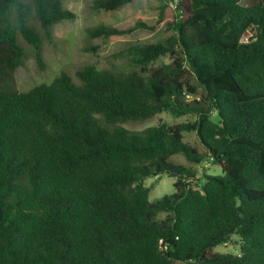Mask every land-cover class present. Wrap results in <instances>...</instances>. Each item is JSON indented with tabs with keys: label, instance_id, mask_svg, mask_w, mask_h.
I'll return each instance as SVG.
<instances>
[{
	"label": "trees",
	"instance_id": "16d2710c",
	"mask_svg": "<svg viewBox=\"0 0 264 264\" xmlns=\"http://www.w3.org/2000/svg\"><path fill=\"white\" fill-rule=\"evenodd\" d=\"M157 9L154 24L86 29L106 39L163 23L171 35L116 54L130 70L87 64L79 82L61 72L18 91L28 48L44 67V37L76 13L63 0H0V264H264V0ZM161 112L194 119L123 125ZM179 153L223 174L198 177L171 160ZM161 174L176 190L151 201L144 181ZM231 241L237 253L215 251Z\"/></svg>",
	"mask_w": 264,
	"mask_h": 264
},
{
	"label": "rangeland",
	"instance_id": "374dc122",
	"mask_svg": "<svg viewBox=\"0 0 264 264\" xmlns=\"http://www.w3.org/2000/svg\"><path fill=\"white\" fill-rule=\"evenodd\" d=\"M93 0H63L66 8L76 13L74 20H66L54 25L51 28L49 38L44 37L43 58L45 66L41 67L37 62L34 52L29 47V56L16 72V90L26 91L33 86L52 82L61 72H67L77 82L76 71L84 65L91 64L100 69H124L130 70L126 58H119L116 54L135 43H152L172 34L164 29L160 23L156 29H138L134 33L114 35L110 38L92 39L88 36L87 28L96 25H109L123 27L142 19L148 24H154L158 20V9L161 0H133L124 6L116 9L95 10L92 8ZM93 45L96 50H89L87 47ZM171 57L165 55L154 63L159 65L162 62H170ZM194 117L185 115L174 117L169 112H161L145 120L125 122L123 125L131 130H144L147 127L166 121L176 124ZM184 141L191 143L200 151H205L196 132H185ZM171 160L184 164L195 171L198 177L204 173L212 175L223 174L222 167L213 162H192L183 154H175ZM176 176L170 174L152 175L145 179L147 186H152L149 198L151 201L162 197L165 194L174 193L176 190ZM165 216V213H161ZM238 246L233 241L219 245L215 251L237 253Z\"/></svg>",
	"mask_w": 264,
	"mask_h": 264
},
{
	"label": "water",
	"instance_id": "95a60500",
	"mask_svg": "<svg viewBox=\"0 0 264 264\" xmlns=\"http://www.w3.org/2000/svg\"><path fill=\"white\" fill-rule=\"evenodd\" d=\"M215 121L218 123L219 121H220V117L217 115L216 117H215ZM163 175V174H162ZM174 176V175H173Z\"/></svg>",
	"mask_w": 264,
	"mask_h": 264
}]
</instances>
